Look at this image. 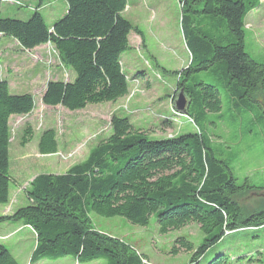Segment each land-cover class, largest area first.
I'll use <instances>...</instances> for the list:
<instances>
[{
  "label": "trees",
  "instance_id": "1",
  "mask_svg": "<svg viewBox=\"0 0 264 264\" xmlns=\"http://www.w3.org/2000/svg\"><path fill=\"white\" fill-rule=\"evenodd\" d=\"M178 1L189 62L176 72L174 94L183 89L190 99L185 116L199 132L151 140L146 132L134 129L127 117L112 114L110 134L83 161L62 174L36 175L30 182L28 204L0 216V223H20L33 231L31 264L66 256L78 263L102 259L104 264H148L142 254L97 231L89 219L90 212L120 216L138 226H146L152 215L160 234L190 223L198 225L204 235L198 247L179 237L170 251L192 252L189 264L264 263V257L245 256L246 252H236L232 257L219 252L203 262L206 252L225 237L243 234L248 244L259 240L264 230V209L246 212L236 200L255 186L247 182L238 185L227 164L214 156L198 123L207 113L220 111L219 90L194 77L220 63L233 96L242 99L258 92L264 95L263 67L244 49V19L260 6V0ZM65 2L64 15L51 26L37 8L26 21L0 17V36L13 39L27 51L51 43L60 63L74 73L70 81L46 82L41 95L44 105L76 111L89 104L114 103L128 93L121 64V54L129 49L128 35L132 30L140 35L122 16L127 2ZM33 109L31 94H11L7 81L0 80V205L8 203L9 184L13 183L8 171L9 117L28 115ZM161 124L171 127L165 119ZM31 136V127L26 125L20 145L24 146ZM37 146L40 154L56 153L55 130H43ZM0 264H18L1 244Z\"/></svg>",
  "mask_w": 264,
  "mask_h": 264
},
{
  "label": "rangeland",
  "instance_id": "2",
  "mask_svg": "<svg viewBox=\"0 0 264 264\" xmlns=\"http://www.w3.org/2000/svg\"><path fill=\"white\" fill-rule=\"evenodd\" d=\"M122 16L131 26L129 49L121 54L122 68L128 79V93L114 103L89 104L82 110L68 111L49 108L41 102L42 88L49 80L70 81L74 73L64 67L51 43L32 49H22L13 39L0 36V80H6L9 93L31 94L34 109L28 115L9 120V184L8 203L0 206V216L12 214L29 202L30 182L38 174H62L83 161L89 151L111 132L112 114L127 117L134 129L147 133L149 139L169 135L199 132L192 120L175 114L171 97L179 72L189 62V53L181 33V5L178 0H126ZM38 9L45 23L51 26L67 8L65 0H0V17L26 21ZM244 49L264 70V0L244 19ZM207 28V27H206ZM195 79L217 87L220 94L219 112L207 113L198 123L217 159L223 160L238 185L247 182L255 188L236 197L246 212L264 209V95L236 98L226 84L220 63L194 75ZM165 119L171 127L162 126ZM29 125L31 139L20 145L23 129ZM46 128L56 132L57 152L40 154L38 140ZM92 226L99 232L117 238L148 264H189L192 252L180 250L171 254L174 241L184 237L194 248L204 235L198 225L190 223L180 229L160 234L154 216L146 226L130 223L120 216L104 217L89 213ZM259 240L248 244L243 234L223 238L204 255L203 262L216 253L231 257L256 254L264 257V230ZM0 244L5 246L18 264L29 262L35 245L33 231L19 223H0ZM260 253L257 254L256 252ZM247 254V255H246ZM33 264V263H32ZM37 264H104L98 259L78 263L66 256L56 260L43 259ZM239 264H259L241 262ZM264 264V263H262Z\"/></svg>",
  "mask_w": 264,
  "mask_h": 264
},
{
  "label": "water",
  "instance_id": "3",
  "mask_svg": "<svg viewBox=\"0 0 264 264\" xmlns=\"http://www.w3.org/2000/svg\"><path fill=\"white\" fill-rule=\"evenodd\" d=\"M172 104L176 113L180 115H186L190 104V99L186 96L183 89H180L174 94Z\"/></svg>",
  "mask_w": 264,
  "mask_h": 264
},
{
  "label": "crops",
  "instance_id": "4",
  "mask_svg": "<svg viewBox=\"0 0 264 264\" xmlns=\"http://www.w3.org/2000/svg\"><path fill=\"white\" fill-rule=\"evenodd\" d=\"M41 46H44V45H41ZM41 46H38V47H41ZM38 47H36V48H38ZM35 49V48H34ZM74 77V76H73ZM73 79V78H72ZM71 79V80H72ZM43 90H44V87L42 88V92H43ZM43 104V103H42ZM45 106V105H44ZM46 107H49V108H53V107H61V108H63L62 106H60V105H57V106H46ZM63 109H65V108H63ZM67 110V109H66ZM82 110V109H81ZM15 116H17V115H12V116H10L9 117V120L11 119V117H15ZM20 116V115H19ZM10 122V121H9ZM46 129H48V128H46ZM50 155V154H49ZM35 177V176H34ZM33 177V178H34ZM14 182V181H13ZM14 184V183H13ZM6 205V204H5ZM0 206H4V205H0ZM19 208V207H18ZM17 209V208H16ZM20 224V223H19ZM22 225V224H21ZM23 226V225H22ZM24 227H28V226H24ZM29 228V227H28ZM31 229V228H30ZM35 236V235H34ZM34 248V247H33ZM32 251H33V249H32ZM32 251H31V253H32ZM31 255V254H30ZM41 260H43V259H41ZM41 260H38V261H36L35 263H33V264H37L38 262H40Z\"/></svg>",
  "mask_w": 264,
  "mask_h": 264
},
{
  "label": "built area",
  "instance_id": "5",
  "mask_svg": "<svg viewBox=\"0 0 264 264\" xmlns=\"http://www.w3.org/2000/svg\"><path fill=\"white\" fill-rule=\"evenodd\" d=\"M174 113H175V114H178V113H176L175 111H174ZM171 136H172V135H169L168 137H171Z\"/></svg>",
  "mask_w": 264,
  "mask_h": 264
}]
</instances>
